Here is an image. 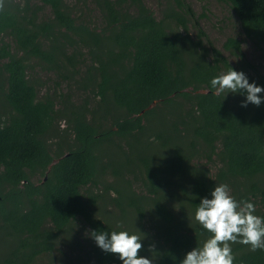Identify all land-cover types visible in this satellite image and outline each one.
<instances>
[{"label": "trees", "instance_id": "1", "mask_svg": "<svg viewBox=\"0 0 264 264\" xmlns=\"http://www.w3.org/2000/svg\"><path fill=\"white\" fill-rule=\"evenodd\" d=\"M40 1L52 11L42 21L36 7L2 2L0 35H11L26 56L45 59L69 74L74 70L62 58L75 67L80 61L76 54L82 57L78 49L86 47L93 62L89 84L105 112L103 121L91 123L87 107L71 108L75 141L59 143L52 154L46 135L66 111L56 108L54 98L38 99L27 76L26 56L0 42L4 101L12 110L0 120V232L9 245L0 264H33L50 256L79 217L89 233L140 235L138 255L152 264H180L209 238L194 214L200 199L211 198V190L222 183L237 201L252 202L255 214L264 219V102L242 107L244 94L216 96L210 84L231 68L264 88V76L246 59L240 39L229 37L223 45L237 59L232 63L197 24L200 38H191L174 9L158 20L144 0H93L103 21L98 31L79 21L65 0ZM218 1L232 8L244 35L264 47V0ZM48 42L50 47L44 48ZM259 95L264 99V92ZM109 117L111 126L104 122ZM116 138L128 142L130 150L124 152L135 157L113 165L120 188L112 199L123 216L112 225L95 213L82 188L95 183L104 167L99 146ZM143 140L142 148L135 146ZM152 146L157 150L148 154ZM134 147L137 154H130ZM200 160L217 161L216 172L210 175ZM127 173L136 175L133 180L145 193L133 191ZM37 175L38 183L33 180ZM89 241L92 264H122L118 254L102 250L90 235ZM231 249L233 264H264V250L251 251L240 243Z\"/></svg>", "mask_w": 264, "mask_h": 264}, {"label": "rangeland", "instance_id": "2", "mask_svg": "<svg viewBox=\"0 0 264 264\" xmlns=\"http://www.w3.org/2000/svg\"><path fill=\"white\" fill-rule=\"evenodd\" d=\"M3 3L6 0H2ZM10 4H18L24 7L26 4L37 8L38 19L45 20L52 16L51 8L43 4L40 0H7ZM66 4L78 15V20L84 25L95 27L98 31L103 28V21L98 8L93 0H65ZM145 5L150 9L152 14L158 19L164 18L171 9L180 14L187 26L188 34L193 39H198L199 31L195 24L207 35L213 45L223 51L232 63L236 62V58L224 49L223 45L227 38L236 37L241 40L242 50L246 59L252 63L264 76V47L257 44L253 40L247 38L241 28L240 22L232 8L218 0H144ZM192 10L189 14L188 9ZM178 22L175 19V23ZM197 22V23H196ZM181 26V24H179ZM182 30V28L180 27ZM184 30V29H183ZM203 40V39H202ZM4 41L11 45L12 52L17 56L25 55L19 49H16L14 38L9 34L0 35V42ZM203 44L207 46L206 41ZM49 42L44 48H49ZM81 55L76 54L79 63L73 67L66 57L62 58V63L70 70H74L69 74L66 69L56 68L48 63L45 59L26 56L27 76L33 82L37 89L38 99H44L46 96L54 98L56 108L61 112L66 111V115L61 116L60 113L54 123V126L46 135L48 144L52 154L58 151L59 143L71 144L75 141V134L72 131V124L69 122L72 114L70 109H88L85 110L86 120L88 122L103 121L104 107L99 108L100 97L95 94L92 86L89 84V76L93 62L88 54V49L82 47L78 49ZM73 50L67 49V53L71 54ZM69 74V76H68ZM95 78V76H91ZM7 89V83L0 77V120L5 121L11 114L12 110L4 101V93ZM70 116V117H69ZM110 117L104 122L111 126ZM143 139H146L145 137ZM120 142V143H118ZM135 146L142 148L144 140L134 142ZM137 148V149H138ZM137 149H131L130 154H137ZM155 147H149L147 153H154ZM66 151V148H63ZM101 152V164L99 175L96 182L87 187L82 188L85 200L91 204L95 213L103 219L107 224L116 225L123 216L121 208L112 198L118 196L116 188L118 187L119 178L114 171L113 165L120 164V161L128 162V158H134L135 155L126 154L130 150V145L124 140L105 141L99 146ZM157 150V149H156ZM125 151V152H124ZM139 152V150H138ZM201 165L209 170L210 175L216 172L219 163H208L206 160H200ZM203 163V164H202ZM135 174L127 173L125 178L132 182V189L136 194L145 193L139 181H134ZM40 176L33 177L34 182L38 183ZM177 190L176 186L170 188ZM95 198L94 200L92 198ZM127 220V218H123ZM122 222V221H121ZM120 224H126L123 221ZM148 226V222L144 223ZM89 226L82 218L72 222V232L70 235L61 236L57 248L53 254L43 256L36 260L33 264H92L90 252L92 243L89 241ZM9 249V245L4 241L0 232V255Z\"/></svg>", "mask_w": 264, "mask_h": 264}, {"label": "clouds", "instance_id": "3", "mask_svg": "<svg viewBox=\"0 0 264 264\" xmlns=\"http://www.w3.org/2000/svg\"><path fill=\"white\" fill-rule=\"evenodd\" d=\"M0 0V7H2ZM214 95L229 92L245 95L242 107L248 103L259 106L264 88L249 83L245 73L230 68L211 79ZM211 198L202 197L195 211V220L210 233L202 246L188 251L180 264H233L231 244L249 245L251 251L264 250V219L256 215L255 205L248 200L237 201L227 184H217ZM89 235L102 250L119 255L122 264H152V260L138 255L142 249L141 236L127 231L110 233L91 231Z\"/></svg>", "mask_w": 264, "mask_h": 264}]
</instances>
